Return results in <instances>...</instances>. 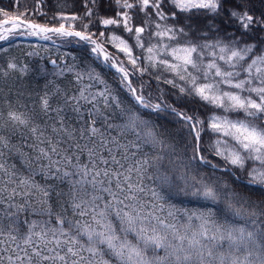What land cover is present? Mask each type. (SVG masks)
<instances>
[{
  "label": "snow or ice",
  "instance_id": "snow-or-ice-1",
  "mask_svg": "<svg viewBox=\"0 0 264 264\" xmlns=\"http://www.w3.org/2000/svg\"><path fill=\"white\" fill-rule=\"evenodd\" d=\"M106 5L115 17L101 16ZM0 15V40L26 33L92 45L135 101L123 103L91 63L78 67L73 57L54 73L72 74L69 86L48 81L32 105L17 89L16 101L0 105V264H264V199H253L264 197V11L252 0H84L82 15L60 14L54 27L27 19V9ZM93 20L122 27L147 63L112 34L105 42L125 67L99 42L104 32H88ZM146 31L156 40L148 46ZM161 68L173 79L157 82L213 109L206 119L151 103L144 81L133 87L132 75ZM29 71L0 65V94ZM141 109L173 113L179 130ZM205 131L223 166L203 154ZM222 167L227 178L216 174ZM186 201L207 204L177 207Z\"/></svg>",
  "mask_w": 264,
  "mask_h": 264
},
{
  "label": "trees",
  "instance_id": "trees-1",
  "mask_svg": "<svg viewBox=\"0 0 264 264\" xmlns=\"http://www.w3.org/2000/svg\"><path fill=\"white\" fill-rule=\"evenodd\" d=\"M17 0H0V9L9 11L10 13L18 11L28 10L27 19L39 24H44L49 27L58 26L61 21L59 19L60 14L64 15H82L84 12V5H82L77 10L67 11L65 9H53L47 0H18V9L14 7ZM253 10L257 13L262 11L264 4H261L260 0H252ZM117 11V9H116ZM135 15L133 16L132 23L136 26L143 24L144 16L143 13H140L136 10ZM101 16L108 18L104 15L101 10ZM112 18V16H111ZM0 19H3L0 15ZM155 19V17H153ZM68 25L66 24V27ZM75 27L77 30L81 28L79 21L75 22ZM107 28L100 24L98 20H93L88 28V32L96 33L97 36L100 32L105 33V37L100 38L99 42H104V47L107 51L117 58V60L124 61V66L131 68V65L127 63V59L123 53L118 52V50L108 47L107 42H105ZM118 33L121 35L122 27L117 28ZM51 35V34H49ZM97 36L93 38L96 39ZM149 33L146 31L144 33L143 40H149ZM92 45L79 41L78 38H62L57 36H52L49 40L41 39L39 36H32L26 33L12 35L6 40H0V65H3L6 61H12L19 65H27L30 69L29 73L23 76L15 75L14 87L11 91H8L7 88L4 89L3 94H0V105L5 103V100L16 101L17 100V89H26L27 92L31 93V96L27 94L20 99V103H28L32 105L38 99V93H42L44 86L48 81H53L57 86L67 87L69 86L70 81L72 80V74L66 73L64 76H56L54 73L58 70V67H63L65 62L69 66L72 64V58L74 57L77 63V66H83L85 64L91 63L93 67L97 69L102 77L108 82L113 91L115 92L118 99L123 101V103L131 105L135 103L133 97L128 93L127 89L120 84L119 74L115 69L110 68L108 64L102 63V57L98 60L96 55L91 53ZM144 51H142L143 53ZM32 55H29V54ZM144 54H142L143 57ZM141 63L146 64V60L142 59ZM55 60L56 65H53L51 61ZM36 69H44L45 74L40 75L36 72ZM162 74H166L165 72ZM161 74V69L152 70L150 74L140 76L138 73L132 75L130 78L134 87L139 89L141 81H144L146 86L143 89V94L147 100L151 103H161L162 107L164 104H171L174 107H177L179 110L187 112L189 115H192L195 111V114L201 118L206 119L209 115L205 116L198 108L199 100H194L192 98H185L183 95L179 94L177 88H173L171 85L164 84L162 79L165 78V75ZM161 76V82H157L155 77ZM177 83H182L177 81ZM72 90H75V86H72ZM142 112H149L150 115L145 118L154 119L157 124L166 126L173 131L179 130V124L175 115L169 111H164L161 113H151L150 110L141 109ZM185 134L187 129H184ZM191 141V137H188ZM207 141L210 142L208 138V132L205 131L202 133L201 137V150L204 155L208 157L213 163H219L222 166L224 161L219 157H216L211 154L210 149H208ZM204 165H201V168H204ZM227 167V166H224ZM224 167L217 171V175L227 176L224 173ZM232 172L244 178L240 173H238L234 168L231 169ZM253 199L259 201L264 199L259 195L253 197ZM207 204V202H201L197 204L195 202H185L184 204H178L177 207L188 209L191 211H203L205 210L202 205ZM233 223H240V221H230Z\"/></svg>",
  "mask_w": 264,
  "mask_h": 264
},
{
  "label": "rangeland",
  "instance_id": "rangeland-1",
  "mask_svg": "<svg viewBox=\"0 0 264 264\" xmlns=\"http://www.w3.org/2000/svg\"><path fill=\"white\" fill-rule=\"evenodd\" d=\"M47 3H49V5L53 8V9H56V10H58V9H65V10H67V11H73V10H77L78 8H80L82 5H84V0H47ZM102 13L104 14V15H106V16H108V18H111V16L112 17H115V14H116V8H114V7H112V6H109V5H106L105 7H103L102 9ZM262 11H264V7H262ZM169 23H171V21H169ZM118 31V29H115V26H108V28H107V35H106V38L107 37H109L110 35H112V34H117V35H121L120 33H118L117 31ZM121 33H123L121 36L123 37V38H125L127 41H128V43L130 44V45H133V52H134V54L135 55H137V56H139L140 58L142 57V54H144L143 55V57H142V59H145L146 60V57H147V55H148V53L146 52V51H144V50H142V49H140V48H138V47H135V40L132 38V36L130 35V34H128V33H126L123 29H122V32ZM149 39V38H148ZM143 42H144V44H145V46H148L150 43H155L156 42V40L155 39H149V40H147V41H144L143 40ZM107 45H108V47H110V48H112V49H115V48H113L112 47V45L110 44V43H107ZM115 50H117V49H115ZM142 51H144L143 53H142ZM165 58H167V59H169V60H171V57L170 56H168V57H165ZM146 62H147V60H146ZM221 64H222V62H220ZM166 73V74H162V73ZM161 74L162 75H165V77L166 78H168V79H173V75H172V73H170V72H167V71H164L162 68H161ZM178 81V80H177ZM198 108L201 110V112L203 113V115H205V116H207V115H210L211 114V112L213 111V109H211L210 107H208V106H205L204 104H203V102H199V104H198ZM216 111H219V110H216ZM208 138L211 140V137H210V135H209V133H208ZM209 141H207V144L209 145ZM235 169V168H234ZM236 170V169H235ZM237 171V170H236ZM246 171H247V169H246ZM238 172V171H237ZM238 173H240V172H238ZM242 176H244V174L243 173H240Z\"/></svg>",
  "mask_w": 264,
  "mask_h": 264
},
{
  "label": "water",
  "instance_id": "water-1",
  "mask_svg": "<svg viewBox=\"0 0 264 264\" xmlns=\"http://www.w3.org/2000/svg\"><path fill=\"white\" fill-rule=\"evenodd\" d=\"M131 79V78H130ZM134 87V86H133Z\"/></svg>",
  "mask_w": 264,
  "mask_h": 264
}]
</instances>
